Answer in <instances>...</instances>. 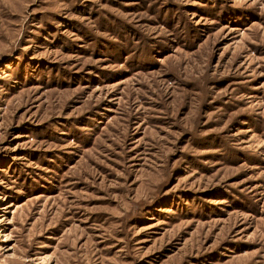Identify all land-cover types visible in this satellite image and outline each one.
<instances>
[{
	"label": "rangeland",
	"instance_id": "374dc122",
	"mask_svg": "<svg viewBox=\"0 0 264 264\" xmlns=\"http://www.w3.org/2000/svg\"><path fill=\"white\" fill-rule=\"evenodd\" d=\"M0 264H264V0H0Z\"/></svg>",
	"mask_w": 264,
	"mask_h": 264
}]
</instances>
